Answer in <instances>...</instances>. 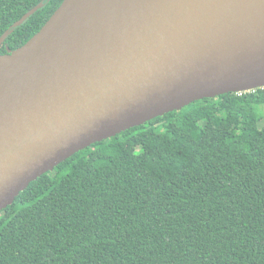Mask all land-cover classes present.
<instances>
[{
	"label": "trees",
	"instance_id": "trees-1",
	"mask_svg": "<svg viewBox=\"0 0 264 264\" xmlns=\"http://www.w3.org/2000/svg\"><path fill=\"white\" fill-rule=\"evenodd\" d=\"M63 1L0 0L1 53ZM263 106L206 98L77 152L0 212V264H264Z\"/></svg>",
	"mask_w": 264,
	"mask_h": 264
},
{
	"label": "water",
	"instance_id": "water-1",
	"mask_svg": "<svg viewBox=\"0 0 264 264\" xmlns=\"http://www.w3.org/2000/svg\"><path fill=\"white\" fill-rule=\"evenodd\" d=\"M257 88L264 0H64L24 45L0 51V212L92 144Z\"/></svg>",
	"mask_w": 264,
	"mask_h": 264
},
{
	"label": "rangeland",
	"instance_id": "rangeland-1",
	"mask_svg": "<svg viewBox=\"0 0 264 264\" xmlns=\"http://www.w3.org/2000/svg\"><path fill=\"white\" fill-rule=\"evenodd\" d=\"M260 107H261V106H260ZM260 107H259V109H260ZM262 109H263V111H264V106H263V108H262Z\"/></svg>",
	"mask_w": 264,
	"mask_h": 264
},
{
	"label": "built area",
	"instance_id": "built-area-1",
	"mask_svg": "<svg viewBox=\"0 0 264 264\" xmlns=\"http://www.w3.org/2000/svg\"><path fill=\"white\" fill-rule=\"evenodd\" d=\"M239 93H242V92H239Z\"/></svg>",
	"mask_w": 264,
	"mask_h": 264
}]
</instances>
